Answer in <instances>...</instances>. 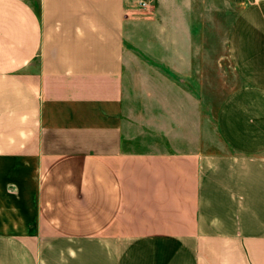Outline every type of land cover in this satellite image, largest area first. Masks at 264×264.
<instances>
[{
  "label": "crops",
  "instance_id": "crops-1",
  "mask_svg": "<svg viewBox=\"0 0 264 264\" xmlns=\"http://www.w3.org/2000/svg\"><path fill=\"white\" fill-rule=\"evenodd\" d=\"M140 1L0 0V194L30 183L35 211L0 264H264V0ZM141 27L173 71L152 80L228 83L221 152L125 147Z\"/></svg>",
  "mask_w": 264,
  "mask_h": 264
},
{
  "label": "rangeland",
  "instance_id": "rangeland-1",
  "mask_svg": "<svg viewBox=\"0 0 264 264\" xmlns=\"http://www.w3.org/2000/svg\"><path fill=\"white\" fill-rule=\"evenodd\" d=\"M139 32L141 40H136L135 46L133 43L128 44L130 55L127 57L126 73H130L133 80L127 82L129 89L125 92L122 106V116L129 127L125 147L129 146L130 150L151 149L152 142L160 145L166 139L174 137L180 140L178 136H182L181 139L191 141L194 148L201 152H221L223 149L215 128V115L227 92L228 83L224 82L223 76L212 82L152 80L153 74L173 72L165 59L163 64L160 63L161 54H167L168 51L159 50V37H152L150 27L146 31L141 27ZM143 35L152 47L146 52ZM145 59L152 65H145ZM221 65L229 78L227 58H221ZM142 74L148 76L144 79ZM1 166L7 164L0 163ZM27 166L31 167L30 163H23V167ZM6 185H9L6 177H0V187ZM34 218V191L30 183L24 185L21 194H0V231L31 233Z\"/></svg>",
  "mask_w": 264,
  "mask_h": 264
},
{
  "label": "built area",
  "instance_id": "built-area-1",
  "mask_svg": "<svg viewBox=\"0 0 264 264\" xmlns=\"http://www.w3.org/2000/svg\"><path fill=\"white\" fill-rule=\"evenodd\" d=\"M147 1H143V0H141L140 2H139V4L141 5V6H146L147 5Z\"/></svg>",
  "mask_w": 264,
  "mask_h": 264
}]
</instances>
